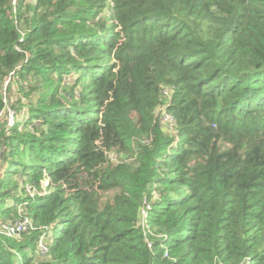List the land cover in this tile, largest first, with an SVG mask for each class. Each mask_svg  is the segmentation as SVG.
<instances>
[{
    "label": "trees",
    "instance_id": "16d2710c",
    "mask_svg": "<svg viewBox=\"0 0 264 264\" xmlns=\"http://www.w3.org/2000/svg\"><path fill=\"white\" fill-rule=\"evenodd\" d=\"M11 72L0 264H264V0H0Z\"/></svg>",
    "mask_w": 264,
    "mask_h": 264
},
{
    "label": "built area",
    "instance_id": "2783aa9c",
    "mask_svg": "<svg viewBox=\"0 0 264 264\" xmlns=\"http://www.w3.org/2000/svg\"><path fill=\"white\" fill-rule=\"evenodd\" d=\"M13 78H14V72H11L10 75L4 80L2 88H1V99L3 106L0 109V131L2 128H8L15 124V122L18 119V107L19 105L13 104L12 102V95L14 94L13 91ZM166 93H169L165 91ZM16 101H18V97L16 98ZM21 103H26V99L24 97L21 98ZM162 117L164 116L165 121L169 122L171 125L174 124V118L173 116L168 113L164 107L161 108ZM3 141L0 136V167L3 164ZM1 176V171H0ZM26 192L31 196L34 197V195L37 193V189L34 186H31L29 184L25 185ZM156 194V192H153V194ZM158 195L153 196V199H155ZM144 206L141 209V215H140V221L139 224L143 228L146 236L148 233L154 234V232L150 230L149 228V211L151 209V202H148L145 200ZM34 227L33 221L25 214L21 209L18 211V216L14 219L9 220H0V233L5 234L8 236L13 235H21L24 232H27L31 230ZM148 246L152 247V241L149 240V238H146ZM38 249L40 253L45 254L49 250V246L47 241L45 240V237H41V239L38 242Z\"/></svg>",
    "mask_w": 264,
    "mask_h": 264
},
{
    "label": "rangeland",
    "instance_id": "374dc122",
    "mask_svg": "<svg viewBox=\"0 0 264 264\" xmlns=\"http://www.w3.org/2000/svg\"><path fill=\"white\" fill-rule=\"evenodd\" d=\"M14 86V85H13ZM14 88V87H13ZM17 88H18V86H17ZM14 91H15V93L12 95V102H13V104H16V98H17V93H18V91H17V89H16V83H15V89H14ZM164 91H167V92H171V90L169 89V88H165V90ZM20 108V107H19ZM25 109H26V107H25ZM18 118H20V115L18 116ZM160 119H161V122L163 123V126H164V128L167 130V131H172V126H173V124L171 125L169 122H167V121H165V118H164V116L162 117V114H161V116H160ZM28 194V193H27ZM153 196L155 197L156 196V194L154 193L153 194ZM8 203L9 204H13V203H11L10 201H8ZM19 208H21V209H23V207H22V205H19L18 206Z\"/></svg>",
    "mask_w": 264,
    "mask_h": 264
},
{
    "label": "crops",
    "instance_id": "0c3cea01",
    "mask_svg": "<svg viewBox=\"0 0 264 264\" xmlns=\"http://www.w3.org/2000/svg\"><path fill=\"white\" fill-rule=\"evenodd\" d=\"M9 204V203H8Z\"/></svg>",
    "mask_w": 264,
    "mask_h": 264
}]
</instances>
